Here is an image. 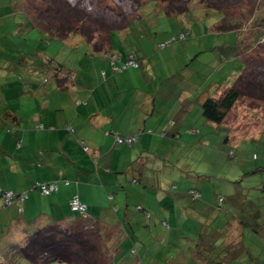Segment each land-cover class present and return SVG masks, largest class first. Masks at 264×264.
Here are the masks:
<instances>
[{"label": "crops", "instance_id": "crops-1", "mask_svg": "<svg viewBox=\"0 0 264 264\" xmlns=\"http://www.w3.org/2000/svg\"><path fill=\"white\" fill-rule=\"evenodd\" d=\"M185 43L184 40L181 44L186 46ZM202 47L199 46V49L201 50ZM170 49L182 50L176 47ZM112 50L111 55L117 56L116 64L125 60L126 55L115 54L114 48ZM195 51H187L182 61L167 60L168 74L164 72L165 64L161 60L154 62L148 52L138 53L140 66H129L121 71L113 68L110 56L102 61L96 60L93 76L86 80L92 79L95 82L97 79L98 85L107 82L110 84L111 88L106 89L110 91V98L112 96L108 108L101 98L100 102L95 100V104L86 111H51L47 106V111H32L23 115L20 111H13L9 107L1 110L0 188L13 189L16 192L27 191L29 197L24 202L23 213L19 212L16 205L0 209V234L5 232L11 220L17 215L25 218L23 222H26V227L29 229L37 224L66 219L73 213L69 207V199L73 194H78L80 199L88 204V210L98 217L103 227L110 229L113 239L110 243L119 250L118 256L122 250L121 240L124 238L128 239L126 247L135 248V253L130 252L120 258L121 262L130 260L131 264H178V259H181L180 264H185L184 259L196 260L199 234L209 229V221L215 212L212 200V192L215 189L210 192L211 202L208 201L207 205V209L211 212L209 215H206V206L200 202L202 198L193 200L189 190L197 188L203 196V189L206 190L208 182L214 180L218 174H214L212 168H206L191 175L189 173L191 169L184 166L181 173L176 175L171 170L172 164L178 160L189 162L191 157H196L195 152L198 147L208 148L215 129L220 131L216 135L222 140L228 136L226 144L222 143L220 146L222 152L228 145L227 151L236 146L231 142L239 143L237 137L241 138L247 132L242 130L238 135V126L233 128L229 122L216 126L203 119L201 110L192 111L207 94L212 93V86L216 84L214 81L213 84H209V80L205 82L204 75L207 74L208 77L210 68H215V71L221 68V65L214 67L216 61L211 57V60L208 59L209 64L203 63L205 69L199 70L198 66L201 64L193 61L196 57ZM101 74L108 79L102 81ZM173 77L176 79L173 80ZM62 83L67 86L76 84L69 78ZM94 90L97 88H88L91 94ZM138 90L142 93L137 92ZM118 93H123L120 98L117 97ZM89 99L91 103V98ZM105 108L107 110L103 111ZM5 111H10L12 115L19 117L18 122L15 119L12 124L13 122L4 117ZM192 116L196 118L191 119ZM88 117L91 126L87 123ZM168 120H174L176 126L170 127V136L162 138L157 132L167 124ZM39 121L43 124H38ZM37 125L41 127L37 128ZM69 127H72L73 131ZM83 127L91 129L90 140L86 139ZM184 127H196L199 128V132L183 133L180 140L176 139L178 136L173 137L175 131L182 132ZM105 128L118 129L124 134L139 132L140 137L131 145H120L113 137L102 136L101 132ZM150 128L155 133H149L147 130ZM79 131L83 137L81 140L93 145L95 152L98 150L100 156L105 150L108 151L111 161L109 168L100 166L101 158H97L96 171L80 169L75 174H71L67 171V161L55 163V149L64 150L69 141L75 145L80 138L77 136L75 140L72 134ZM229 133L235 139H230ZM69 161L76 166H82V163L75 158H69ZM62 178H67L71 182L68 185L61 183L59 190L49 196L41 194L34 187V183L38 180ZM179 178L186 179L189 185L183 187ZM216 178L220 180L221 191L226 194L235 192V185L228 178L220 175ZM128 190L137 198L143 196L145 205L130 204L127 198ZM116 196L120 197L119 201ZM154 197L159 198L158 201L152 199ZM112 200L119 203L114 205ZM149 200L154 204L150 205L151 208H148ZM139 204L149 211L150 215H147L146 211H139L136 207ZM122 217L125 223L129 222L132 231L134 224H138L143 234L148 236V240L132 238L136 234L130 229L122 228L120 224ZM36 218L40 223L36 222L37 224L32 225L30 222ZM163 219L170 223L171 228L194 225L196 230L191 233L194 236L191 237L193 243L187 245V250L183 251L179 248L185 245L184 242L177 241V238L182 236L176 235L174 239H169L168 234L163 236L161 233L153 232V229L164 227ZM119 228L121 232H118ZM121 264H129V262Z\"/></svg>", "mask_w": 264, "mask_h": 264}, {"label": "rangeland", "instance_id": "rangeland-1", "mask_svg": "<svg viewBox=\"0 0 264 264\" xmlns=\"http://www.w3.org/2000/svg\"><path fill=\"white\" fill-rule=\"evenodd\" d=\"M8 1L11 2L13 0L6 1L5 15L0 19V111L9 107L13 111H20L23 115H26L32 111H47V106H49L48 110L51 111H86L95 104V100L100 102L101 98H103L107 108L112 100V96L110 98L109 95L110 91L106 90L110 86L108 82L98 85L99 81L97 79H95V82L92 79L86 80L91 75L93 76L94 62L96 60L97 62L102 61L106 57L103 58L100 56V53H96L93 56L94 50L92 46L82 39L83 37L72 34L67 38H57L51 36L49 32L43 31L32 17L28 15V12H26H31L30 10L34 9L36 10L32 12H34L35 16L41 15L42 20L44 18L48 19L49 24L55 26L61 25L64 20L63 18H68L66 20L68 28L70 24L74 23L84 29L85 27L80 24V19H78L79 17H84L81 16L82 14L87 15V18L84 19L85 22L90 23V25L86 26L90 29H99L98 24L92 20L93 17H102L107 22H114V24L120 26L114 28L112 31V45L115 54L125 55L129 50L134 51L140 46H145L144 49L148 50L154 62L161 60L165 64L164 72L167 74L169 71L166 60L174 59L182 61L187 51L196 50L195 52H197L199 51V46H203L202 49H207L206 53H204L206 56L208 53H211L210 55L225 54L226 61L228 62L226 65L227 71H224L225 74L220 72L223 74V77L224 75L229 76L233 70H235V73L239 70V61L231 57L233 48H211L214 44H220L224 37L227 38V36H229L232 42L237 40L234 32H230L224 36L210 31L213 29L211 25L215 22V18L220 16L216 14L218 12L213 13L212 16V13L203 14L199 10L188 11L179 15H166L163 10V7L169 8L171 3L177 6L188 5L189 8L193 9L202 6V0H158L159 2H156V0H56L57 4H53L52 0H47L48 2L45 4V0H43L41 3L45 5L38 8L34 5L37 1L40 3V0H22L21 8L20 6L15 8ZM214 1L223 3L226 15L236 16L239 28L246 30L241 36L245 40V43H241L242 55L249 67H255V69H252L255 70V74H258V79L264 81V0ZM229 2L231 4H228ZM59 4L65 7L69 6L74 11L77 10V14L67 15L64 11V15H62L59 10L61 7ZM59 14L61 15L58 18ZM184 30L187 32L186 46L181 44L183 42L182 39L174 40L164 46L161 45L160 42L164 39H173L174 35L180 36ZM98 33L99 31L96 30V34ZM260 35H262V38L258 39ZM171 47L181 48L182 50L176 49L177 51H173L170 49ZM162 52L164 53L162 54ZM203 55L201 54L199 57H203ZM50 57L55 60L52 62L55 66L58 65V62H61L66 66V69L72 68L74 70L72 75L69 73V79L72 83L76 84H70L69 91L65 89L61 90L57 86L58 75L54 71L45 70V62ZM101 76L102 81L108 79L103 74ZM208 77L206 75V78ZM45 78L48 80H45ZM175 79L176 77H173V80ZM232 79L228 83L226 82V85L233 84L234 80ZM94 87L97 90H94L93 94H91L88 88L93 89ZM137 92L142 93L140 90ZM258 93L262 94L263 92L258 90ZM122 94L118 93L117 97L120 98ZM89 97L91 98V103ZM251 99L248 96L243 97L229 112L228 121L230 120L231 124L238 126L239 133L237 134L240 135L242 130L243 132L244 130L247 132L245 136L243 135L241 138L237 137L239 143L235 142L234 144L236 145L234 148L236 154L233 158L228 157L227 148H229V145L222 152L220 146L222 143L226 144V142L216 135L220 131L215 129L214 134L210 137L211 143L208 148L198 149L195 152L197 153L196 157H191L189 162H185V160L174 162L171 170L176 175H179L182 167L186 166L191 169L189 173L195 175L196 171H204L203 169L207 167L212 168L213 173L220 175V177L240 179V183L246 187L247 192L251 196L259 193V188L264 184V169L262 168L254 173H245L255 170L259 166H264V99H256L254 101ZM107 108L103 109V111H106ZM200 108L201 106L197 105L192 111H199ZM88 118L87 123L91 126L90 117ZM194 118L196 116L191 117V119ZM78 122L81 123V120L78 119ZM38 124L43 123L39 121ZM83 129L86 139L90 140L91 129H85L84 127ZM195 129L197 128L195 127ZM101 134L104 137L103 131ZM72 136H74L75 140H77V136L80 140L83 138L80 131L72 134ZM84 146H88L89 150H85ZM65 147L64 150L60 148L55 149L54 160L55 163L67 161V171L71 174H75L80 169H87L90 172L96 171L98 169L97 158H101L100 166L105 168L110 167L111 161L106 150L100 156L98 150L95 152L93 145L91 146L88 142L80 144L78 141L75 145L72 141H69ZM254 154L257 155L256 158H254ZM69 158H75L82 163V166L79 167L71 164ZM239 171L241 172L240 176L236 175ZM59 174L62 175V173ZM216 176L214 182L218 185L220 180ZM128 178L130 179V177ZM179 181L183 187L189 185L186 179L179 178ZM215 183L211 184V187L208 184L207 189H203V196L200 202L206 206V215L211 213L207 209V205L209 204L208 201L211 202L210 192L215 188L214 186H217ZM119 198V196H116L117 201H119ZM127 198L130 204L141 203L145 205L144 197L140 196L137 198L130 190H128ZM152 199L158 201L159 198L154 197ZM107 201L110 204V201ZM111 202L114 205L119 203H116L114 200ZM147 204L149 205L148 208H151L150 205H154L152 200L147 201ZM226 207H228V204ZM220 216V214L213 215L209 221L208 232L213 228L221 229L223 227L225 220ZM120 224L122 228L132 231L129 222L125 223L124 217H122ZM195 230L194 225L189 227L177 226V228H167L164 226L163 228L153 229V232L161 233L163 236L168 234L169 239H174L176 235L182 236L178 237L177 241L184 242L185 245L179 247L184 251L185 249L187 250V245H192L193 240L191 237L194 236L191 233ZM118 232H121L120 228ZM132 232L136 234L132 238L141 241L145 238L148 240V236L146 237L143 234V230L139 228L138 224H134ZM102 234L105 235V246L110 245V241L106 240L108 233L102 231ZM221 236L215 242L219 243L222 240ZM234 236L233 234L231 238ZM127 242V238L122 239L120 255L118 256V253L113 254L115 263H132L130 260H123V262L120 260V258L125 257L130 252L135 253L133 246L126 247ZM184 262L185 264H195V260L192 258L189 260L184 259ZM180 263L181 259H178V264ZM16 264L33 263L29 262L26 258H20Z\"/></svg>", "mask_w": 264, "mask_h": 264}, {"label": "trees", "instance_id": "trees-1", "mask_svg": "<svg viewBox=\"0 0 264 264\" xmlns=\"http://www.w3.org/2000/svg\"><path fill=\"white\" fill-rule=\"evenodd\" d=\"M6 1L7 0H0V8L2 7V9H0L2 14L0 17L5 15L4 9L7 5ZM41 1L43 0H40V3L37 1L34 6L37 8L41 6L43 7V5L47 4L48 2L45 0V4L42 5ZM156 2L159 1L156 0ZM9 3L15 8L18 6L21 8L22 6V0H13ZM52 3L57 4L56 0H52ZM201 3H203L202 6L193 9L189 8L188 5L177 6L176 4L174 5L171 3L169 8L163 7V10L166 15H179L184 12L199 10L203 12V14L212 13V16L213 13L218 12L216 14H219L220 16L215 18V22L213 25H211L213 29L210 31L217 32L224 36L230 32H234L236 34V41L234 40V42H232L229 36H227V38L224 37L220 44H214L211 46V48H233L231 57L232 59H237L239 61V70H237V73H235V70H233L230 72L229 76L224 75L223 77L222 73L225 74L224 71H227L226 65L228 62L226 61L227 58H225L224 53L219 55H210L211 53H208L206 56L204 53H206L205 51H207V49H202V47L201 50L199 49V51L196 52V57L193 59L194 62L198 61L199 64H201L198 66L199 70L205 69L203 63L206 62L209 64L208 59L211 58L209 56H212L214 61H216V63L213 64L214 67L221 65V68H219L217 71H215V68H210V70H208L209 79H206L207 74L204 75V78L202 77L205 82L206 80H209V84H213L212 81H214L216 84L212 86V93L207 94L206 97L200 103H198V105L201 106L200 110L203 119L216 126H221L227 122L230 123V120L228 121L229 112L243 97L248 96L249 99L252 98V101L256 99H264V81L258 79V74H255L254 70L255 67H249L242 55L241 43H245V40H243L241 36L244 32H246V30L239 28L238 18L236 16H227L224 11L225 7L222 5L223 3H217L214 0H202ZM228 4H231V2ZM60 6L61 7L59 10L62 15H64V11L67 15L77 14V10L74 11V9H71L69 6ZM34 10H30L31 12H26H28V15L32 17V19L38 26L41 27L43 31H47L51 36L57 38H67L72 34L83 37L82 39L87 41V43H90L92 46L94 50L92 53L93 56H95L96 53H100V56L103 58H108L109 56L111 57L113 68L116 71H121L129 66H140L141 62L140 57L137 56L138 53L148 52L147 49H144L145 46H140L134 51L129 50L125 54V60L120 62V64H116V58L111 55L113 52L112 31L114 28L120 27L119 25L114 24V22H107V20L102 17L97 18L91 16L93 17L92 20L98 24L99 29H90L86 27L87 25H90V23L85 22L84 19L87 18V15L82 14L81 16L84 17H79L78 19H80V24L85 27L84 29L74 23L70 24L68 28L66 23L68 18H63L64 20L61 25L55 26L50 25L48 19L44 18L42 20L41 15L38 17L35 16L34 12H32ZM61 14H59L57 17L59 18ZM96 30L99 31L98 34H96ZM262 35H260L258 39L262 38ZM177 39H182L183 41L186 40L187 32L184 30L181 32L180 36L174 35L173 39H164L160 43L164 46ZM201 54H204L203 57H199ZM54 61L55 60L50 57L48 61L45 62V70L52 72L54 71L58 75L57 86L61 90L65 89L69 91V86L66 84L63 85L62 82H65L66 79L69 78V73L72 75L74 70L72 68L66 69V66H64V64L61 62H58V65L55 66L52 63ZM130 61H132V63H130ZM229 77L233 78L232 80H234V82L233 84L226 85V82L228 83V81L231 80ZM45 80L48 79L45 78ZM258 90L263 92V95L258 93ZM3 114L5 115L4 117H7L11 122H13L15 119L17 122L19 120V117L12 115L10 111H5ZM175 123L176 122L174 120H168L167 124H165L162 129L157 132V134L161 135L162 138L170 136L169 129L170 127H175ZM12 124H14V122ZM40 127L41 125L37 126V128ZM231 127L235 128L236 125L231 124ZM69 129L73 131L72 127H69ZM147 131L149 133H155L151 128ZM195 132H199V128L195 129V127H184V131L182 132L175 131L173 133V137L178 136L176 139L180 140V137L183 133ZM232 133L233 132H231V134ZM103 135L106 138L113 137L120 145H131L134 142H137L140 137L139 132L124 134L118 129L112 128H105L103 130ZM128 137L133 138L128 141ZM120 138L122 140H119ZM231 138H234V136L232 137L231 135L230 139ZM223 140L226 142L228 140V136ZM79 142L80 144H83L84 141L79 139ZM235 147L236 146L231 147V149L228 150V155L231 158H233L236 154L234 149ZM84 148L87 151L89 150L88 146H84ZM198 149L202 150L203 148L198 147L197 150ZM256 157L257 155L254 154V158ZM262 168L264 169V166H259V168L250 172H246L245 174L251 172L254 173L255 171L261 170ZM236 175L240 176L241 172H237ZM228 179L235 185L236 189L233 194H226L221 191L219 188V182L218 185L214 182V180L208 182L210 185L214 183L217 185L214 186L215 190L212 192L213 210L215 211L212 216L214 214H220V217L225 220V224L221 229L213 228L209 232L207 230L199 234L200 236L195 252V264H264V184L259 188V193L251 196L249 192H247L246 187L240 183V179ZM40 182L44 183L47 187H50L51 184H57V188L49 189V192L45 193L41 184L39 185ZM70 182L71 181L67 178L47 181L38 180L34 183V187H36L41 194L49 196L59 190L61 183L68 185ZM6 190L13 191L14 194L12 197H6L4 193ZM189 193L193 200H199L202 198V193L197 188H191ZM75 195L79 197L78 194H73L69 199V207L73 213L64 220H54L45 224H37L40 222H37L36 220L38 218H36L34 220L35 222L32 221L30 223L32 225H37L29 229L26 227V222H23L25 220L23 216L17 215V217H14L7 226L5 232L0 234V246H2V248H0V264H16L20 258H26L33 264H114L115 261L113 260V254H116L119 250L113 248L112 244L105 246V235L102 234V231H106L109 238H106V240L110 241L112 236V234H110V229L103 227L102 223H100L98 220V217L93 215L88 210V204L83 202L80 197L79 199L85 205V208L83 210L75 209L71 203V199ZM28 197L29 192L27 191L16 192L13 189H4L1 187L0 209L6 207L10 208L11 206L16 205L19 212L23 213L25 210L24 202ZM227 204L228 207H226ZM136 207L139 211H146L141 204L137 205ZM146 214L150 215V212L146 211ZM162 223L167 228H171L170 223H168L165 219L162 220ZM233 234L235 236L231 238ZM220 235H222V240H220L219 243L215 242V240ZM107 251L109 252V256Z\"/></svg>", "mask_w": 264, "mask_h": 264}, {"label": "built area", "instance_id": "built-area-1", "mask_svg": "<svg viewBox=\"0 0 264 264\" xmlns=\"http://www.w3.org/2000/svg\"><path fill=\"white\" fill-rule=\"evenodd\" d=\"M130 63H132V61H130ZM131 138L133 137H128L127 140L130 141ZM119 140H122L121 138ZM41 184L42 186V189L45 193L49 192V189H52V188H57V184H51L50 187H47L44 183L40 182L39 185ZM6 197L10 198L12 197V195L14 194L12 190H6L4 191ZM71 203H72V206L75 208V209H78V210H83L85 208V205L82 203V201L79 199V197L77 195H75L72 199H71Z\"/></svg>", "mask_w": 264, "mask_h": 264}]
</instances>
